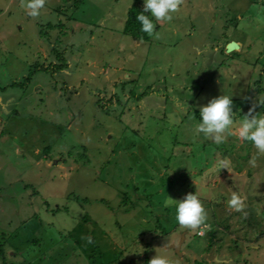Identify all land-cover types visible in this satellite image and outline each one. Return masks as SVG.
<instances>
[{"label":"rangeland","instance_id":"1","mask_svg":"<svg viewBox=\"0 0 264 264\" xmlns=\"http://www.w3.org/2000/svg\"><path fill=\"white\" fill-rule=\"evenodd\" d=\"M131 5L46 0L34 19L0 0V264H264V156L235 128L219 145L194 130L220 95L237 126L264 115V0H184L145 41L121 32ZM189 192L197 231L164 207Z\"/></svg>","mask_w":264,"mask_h":264},{"label":"clouds","instance_id":"2","mask_svg":"<svg viewBox=\"0 0 264 264\" xmlns=\"http://www.w3.org/2000/svg\"><path fill=\"white\" fill-rule=\"evenodd\" d=\"M45 4L46 0H20V7L34 19L40 16ZM183 4L184 0H144V10L137 15V20L141 23V31L159 39L160 33L156 32V25L152 18L158 22H170L173 19V14L178 13ZM258 103L264 105V100L258 99ZM256 106L254 103L249 108L248 113L243 116L237 126L231 97L220 95L200 107L201 122L195 125L194 130L197 135L202 133L205 139L219 145L225 142L227 135L233 134L232 130L235 128L236 134L242 141L251 142L257 154L264 156V115L254 114ZM249 163L255 167L256 157H253ZM221 169L231 171V162L228 158L219 160L212 171L216 172ZM246 199L245 196L233 191L226 203L229 209L242 213L246 218L248 215L245 211ZM164 207L175 208V218L179 226L186 230L197 231L205 226L208 219L207 212L196 192H189L180 200L168 196L164 200ZM148 264H171V261L165 256L156 254L148 261Z\"/></svg>","mask_w":264,"mask_h":264},{"label":"trees","instance_id":"3","mask_svg":"<svg viewBox=\"0 0 264 264\" xmlns=\"http://www.w3.org/2000/svg\"><path fill=\"white\" fill-rule=\"evenodd\" d=\"M141 12H143V10L136 8L134 5L129 6V8L126 10L125 19L123 21L121 32H122V34L127 35L134 40L145 41V40H147V33L141 31V23L137 20V15L140 14ZM51 67L52 66L48 65L47 67H44V68L40 67L38 70H46V69L49 70V69H51ZM55 67L58 68L59 66L56 65ZM30 75L31 74L29 73L25 77L24 81H26L30 77ZM256 90H257V88H256ZM257 92H259V90ZM259 106H261V105L259 104ZM101 108H104V106H101ZM247 112H248V110H244L243 113L247 114ZM255 114H257V113L255 112ZM195 116H196V114H195ZM123 199H122V201H123ZM157 229H158V226H157ZM211 234L212 233H210V235ZM2 264H10V263H2Z\"/></svg>","mask_w":264,"mask_h":264},{"label":"water","instance_id":"4","mask_svg":"<svg viewBox=\"0 0 264 264\" xmlns=\"http://www.w3.org/2000/svg\"><path fill=\"white\" fill-rule=\"evenodd\" d=\"M231 42H233V41L227 42L226 45H225V49L228 50V51H229V49L231 48V47H230ZM182 235H183V234L181 233L180 239L182 238ZM180 239H179L177 242H175V243H171V244H170V247H171V248L173 249V251H174L175 253H177V254L180 253V251H179V249H178V246H179V244H180Z\"/></svg>","mask_w":264,"mask_h":264},{"label":"bare ground","instance_id":"5","mask_svg":"<svg viewBox=\"0 0 264 264\" xmlns=\"http://www.w3.org/2000/svg\"><path fill=\"white\" fill-rule=\"evenodd\" d=\"M230 42V41H229ZM235 44H234V42H231V45L230 46H234ZM232 49V48H231ZM231 49H229V50H231Z\"/></svg>","mask_w":264,"mask_h":264},{"label":"crops","instance_id":"6","mask_svg":"<svg viewBox=\"0 0 264 264\" xmlns=\"http://www.w3.org/2000/svg\"><path fill=\"white\" fill-rule=\"evenodd\" d=\"M10 0H8V2H9ZM5 8V7H4ZM227 43V42H226ZM235 44V43H234ZM236 45V44H235ZM236 46H238V45H236Z\"/></svg>","mask_w":264,"mask_h":264},{"label":"built area","instance_id":"7","mask_svg":"<svg viewBox=\"0 0 264 264\" xmlns=\"http://www.w3.org/2000/svg\"><path fill=\"white\" fill-rule=\"evenodd\" d=\"M199 233H201V232L199 231Z\"/></svg>","mask_w":264,"mask_h":264}]
</instances>
